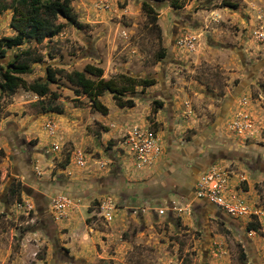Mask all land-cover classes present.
Segmentation results:
<instances>
[{"label": "rangeland", "instance_id": "obj_1", "mask_svg": "<svg viewBox=\"0 0 264 264\" xmlns=\"http://www.w3.org/2000/svg\"><path fill=\"white\" fill-rule=\"evenodd\" d=\"M143 1L73 0L82 26L0 58L5 64L25 48L41 56L21 74L27 82L46 80L49 65L88 63L107 79H156L127 93L132 107L105 92L107 114L63 76L50 83L56 99L22 86L0 90V264H264V211L234 216L184 192L217 165L264 210V0H146L157 24ZM0 3L8 6L0 37L15 35L12 0ZM155 100L163 102L156 112ZM53 104L63 111L43 109ZM136 125L159 146L146 162L128 142ZM215 151L224 154L209 161ZM239 154L260 158L259 167ZM62 193L70 202L58 212L52 198ZM249 221L258 231L247 230Z\"/></svg>", "mask_w": 264, "mask_h": 264}, {"label": "trees", "instance_id": "obj_2", "mask_svg": "<svg viewBox=\"0 0 264 264\" xmlns=\"http://www.w3.org/2000/svg\"><path fill=\"white\" fill-rule=\"evenodd\" d=\"M73 0H12L13 13L10 26L16 31L15 35L0 37V58L6 56L9 49L19 46L23 42L41 43L46 38L53 37L63 30L67 24L82 26L76 12L72 7ZM177 4L176 2H174ZM236 8L238 2H224V5ZM8 6L0 3V13ZM143 9L157 24L158 12L149 1H143ZM165 56V50L160 52L159 57ZM42 60L41 56L35 55L30 48H25L15 53L12 60L3 64L0 63V90L8 94H13L18 87L22 86L35 92L39 96L51 94L53 99L59 94L51 90L50 83L57 81L60 76L65 77L74 85V93L78 97L85 94L91 101V107L95 110L107 114L108 107L101 101L100 97L105 92H111L116 104L120 107H132L135 100L128 97L127 93L135 86H151L156 83V79L150 76H131L120 73L117 78H105L104 70L101 66L91 63L85 65L84 69H73L65 71L62 68L48 66L46 69V80L34 79L27 82L21 74L31 73L34 61ZM76 100L78 98H75ZM153 111L156 112L163 105L161 100L154 101ZM46 111L62 112L59 104L44 106ZM14 191V190H13ZM260 223L249 221L247 230L258 231Z\"/></svg>", "mask_w": 264, "mask_h": 264}, {"label": "built area", "instance_id": "obj_3", "mask_svg": "<svg viewBox=\"0 0 264 264\" xmlns=\"http://www.w3.org/2000/svg\"><path fill=\"white\" fill-rule=\"evenodd\" d=\"M128 142L136 158L145 162L149 161L159 148L154 132L139 125L130 131ZM230 173L229 169L217 165L206 169L197 180L196 197L211 201L230 215L261 216L264 211L262 208L253 207L234 187L231 188ZM69 202L68 196L63 193L52 198V206L58 212L64 211Z\"/></svg>", "mask_w": 264, "mask_h": 264}, {"label": "flooded vegetation", "instance_id": "obj_4", "mask_svg": "<svg viewBox=\"0 0 264 264\" xmlns=\"http://www.w3.org/2000/svg\"><path fill=\"white\" fill-rule=\"evenodd\" d=\"M224 153H222L221 151H215L214 152V154H211L210 156V160L209 161H214L216 158H218L217 156H219L220 157V155H223ZM188 157V155L187 156H185L184 158H182V159H179L178 160V162H188V160H190L189 158H187ZM199 158V155H193V157H191V159H192V161L193 162H195L194 163V165L195 166H197V167H199V168H201L202 166H203V164H201V162L199 161V160H197ZM233 158H240V160L241 159H243V158H245V163L248 165V166H250L251 168H258L259 167V162H260V158H256L255 156H253V155H249V154H247V155H244V154H239V156L238 157H235V156H233ZM172 161H174L173 163H175V164H178V162H176L174 159H172ZM260 168H262V166H260ZM191 176V175H190ZM194 178V177H193ZM198 180V178H194L193 180H192V185H191V187L190 188H186V190L184 191V192H188V193H192V195H194L195 193H196V189H195V186H197V184H196V181ZM174 186V185H173ZM170 187H172V184H171V186ZM182 192V191H181ZM195 197V196H194ZM196 199H198V200H201L199 203H207L205 200L206 199H204V198H198V197H196ZM198 203V204H199ZM209 203V202H208ZM210 204H213V203H211L210 202ZM210 204H208V206H210Z\"/></svg>", "mask_w": 264, "mask_h": 264}, {"label": "crops", "instance_id": "obj_5", "mask_svg": "<svg viewBox=\"0 0 264 264\" xmlns=\"http://www.w3.org/2000/svg\"><path fill=\"white\" fill-rule=\"evenodd\" d=\"M206 202H207V201H206ZM198 203H199V202H198ZM199 204H202V203H199ZM210 206L213 207V208H215V209L217 208L214 204H213V205L210 204ZM210 206H209V207H210Z\"/></svg>", "mask_w": 264, "mask_h": 264}]
</instances>
